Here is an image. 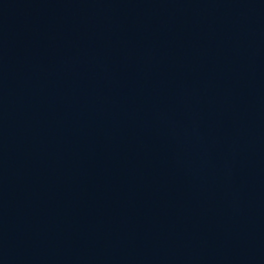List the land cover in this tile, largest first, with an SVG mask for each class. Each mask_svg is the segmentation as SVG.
<instances>
[{
  "label": "water",
  "instance_id": "water-1",
  "mask_svg": "<svg viewBox=\"0 0 264 264\" xmlns=\"http://www.w3.org/2000/svg\"><path fill=\"white\" fill-rule=\"evenodd\" d=\"M0 264H264V136L0 0Z\"/></svg>",
  "mask_w": 264,
  "mask_h": 264
}]
</instances>
